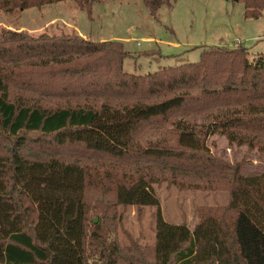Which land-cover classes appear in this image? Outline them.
Returning a JSON list of instances; mask_svg holds the SVG:
<instances>
[{
  "label": "trees",
  "instance_id": "16d2710c",
  "mask_svg": "<svg viewBox=\"0 0 264 264\" xmlns=\"http://www.w3.org/2000/svg\"><path fill=\"white\" fill-rule=\"evenodd\" d=\"M61 1L0 0V10ZM73 1L91 16L93 5L105 0ZM141 1L156 15L175 0ZM233 1L244 3L247 18L264 16V0ZM128 56L122 41L2 32L0 264H89L88 237L97 264L129 261L99 224L90 231L89 221L90 207L108 216L131 205L156 207L151 264H264V170L245 175L242 163L211 154L207 143L218 133L264 152V54L250 58L243 45L216 46L197 62L146 75L125 71ZM136 108L145 113L118 151L71 137L99 129L95 122L104 112ZM201 113L215 115L199 126L191 117ZM165 125L170 135H157ZM101 154L137 160V169L87 161ZM190 176L230 195L227 205L203 207L193 230L165 220L155 190L162 181L199 187ZM53 202L82 203L81 251L64 231L50 236L41 221L40 211Z\"/></svg>",
  "mask_w": 264,
  "mask_h": 264
},
{
  "label": "rangeland",
  "instance_id": "374dc122",
  "mask_svg": "<svg viewBox=\"0 0 264 264\" xmlns=\"http://www.w3.org/2000/svg\"><path fill=\"white\" fill-rule=\"evenodd\" d=\"M5 30L35 37L43 33L52 36L78 33L92 41H122L129 53L124 61L125 71L141 75L197 62L204 49L216 46L234 48L243 45L250 58L264 54V16L247 18L244 3L233 0H175L170 6L163 5L156 15H152L141 0H105L93 5L91 16L73 0H65L11 13L0 10V36ZM144 113L141 108L104 112L95 122L99 129L71 133V137L86 139L91 144L97 142L115 152L130 139V127ZM213 113L193 115L191 119L200 126L210 122ZM170 128V125L162 126L157 135L168 137ZM207 143L211 154L242 163L245 175L264 170V152L257 148L230 142L227 136L218 133L211 135ZM89 158L88 162H104L106 167L137 169V160L117 161L103 154ZM195 181L199 187L168 181L155 184L165 220L186 224L193 230L203 207L229 203L228 191L202 182L200 178ZM88 201L91 206V197ZM51 205L48 211H40L41 221L51 227L50 236L58 230L64 231L76 241V247L81 251L82 203L53 202ZM39 209L43 208L40 206ZM155 212L156 207L152 206H116L105 216L97 207H90L89 229L92 231L99 224L103 236L118 243L129 261L137 259L139 264L145 258V264H151V251L156 241ZM90 240L88 237L86 244L89 264H97L99 253L92 249ZM129 261L126 259L119 264H133Z\"/></svg>",
  "mask_w": 264,
  "mask_h": 264
},
{
  "label": "water",
  "instance_id": "95a60500",
  "mask_svg": "<svg viewBox=\"0 0 264 264\" xmlns=\"http://www.w3.org/2000/svg\"><path fill=\"white\" fill-rule=\"evenodd\" d=\"M95 222H97V220H95Z\"/></svg>",
  "mask_w": 264,
  "mask_h": 264
},
{
  "label": "crops",
  "instance_id": "0c3cea01",
  "mask_svg": "<svg viewBox=\"0 0 264 264\" xmlns=\"http://www.w3.org/2000/svg\"><path fill=\"white\" fill-rule=\"evenodd\" d=\"M179 224H181V223H179Z\"/></svg>",
  "mask_w": 264,
  "mask_h": 264
}]
</instances>
